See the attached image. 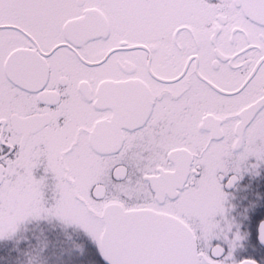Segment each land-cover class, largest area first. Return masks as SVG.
I'll return each mask as SVG.
<instances>
[{
	"label": "snow or ice",
	"instance_id": "6c2138e0",
	"mask_svg": "<svg viewBox=\"0 0 264 264\" xmlns=\"http://www.w3.org/2000/svg\"><path fill=\"white\" fill-rule=\"evenodd\" d=\"M0 264H264V0H0Z\"/></svg>",
	"mask_w": 264,
	"mask_h": 264
}]
</instances>
